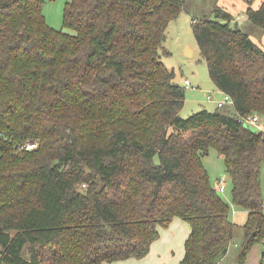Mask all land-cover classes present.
<instances>
[{"label":"trees","instance_id":"trees-1","mask_svg":"<svg viewBox=\"0 0 264 264\" xmlns=\"http://www.w3.org/2000/svg\"><path fill=\"white\" fill-rule=\"evenodd\" d=\"M184 4L69 0V34L46 23L43 0H0V264L140 259L174 217L190 225L178 264H218L235 223L202 162L211 149L247 213L237 263L263 241L264 130L246 119H264V49L220 6L192 19L232 104L182 118L160 50ZM244 14L264 29V0Z\"/></svg>","mask_w":264,"mask_h":264},{"label":"rangeland","instance_id":"rangeland-1","mask_svg":"<svg viewBox=\"0 0 264 264\" xmlns=\"http://www.w3.org/2000/svg\"><path fill=\"white\" fill-rule=\"evenodd\" d=\"M68 1L43 0L42 11L46 23L50 27L74 34L72 29L63 27L64 8ZM261 1L251 0V3H247L245 0H185L184 9L168 23L163 42L164 48L160 50V59L170 70L174 71L175 82L184 87L185 101L179 111L182 118H186L201 109H214V101L220 94L210 79L206 63L200 55L192 32V19L208 18L215 6L223 7L235 18L240 29L245 31L255 43L257 42L264 47V29L255 27L244 14L245 8L249 4L255 8L258 2L260 5ZM184 79L190 81L189 87L184 86ZM208 95L214 96L212 100H207ZM259 125L261 128L251 126L252 130H264V119L259 121ZM202 162L213 186H216L218 178L222 179L224 190L219 192V195L229 205V217L235 223L232 244L220 264H238L237 256L242 242V225L246 220L247 213L232 203L231 182L225 172L223 158L214 149H211L207 155L203 156ZM261 181L264 192V171L261 174ZM263 252L264 239L262 242L253 245L244 264H264Z\"/></svg>","mask_w":264,"mask_h":264},{"label":"crops","instance_id":"crops-1","mask_svg":"<svg viewBox=\"0 0 264 264\" xmlns=\"http://www.w3.org/2000/svg\"><path fill=\"white\" fill-rule=\"evenodd\" d=\"M256 44L264 49L263 45L257 42ZM220 181H222V179L218 178L216 185H218ZM189 232V223L178 217H174L167 227H159V237L151 244L150 250L145 257L140 259L128 258L111 264H178L183 257L184 243ZM262 255H264V252ZM223 260L224 258L218 264Z\"/></svg>","mask_w":264,"mask_h":264},{"label":"built area","instance_id":"built-area-1","mask_svg":"<svg viewBox=\"0 0 264 264\" xmlns=\"http://www.w3.org/2000/svg\"><path fill=\"white\" fill-rule=\"evenodd\" d=\"M183 84L185 87H189L191 85L190 81L188 79H184L183 80ZM214 96L213 95H208L207 96V100H212ZM215 107L216 108H220L223 107L225 105H231L232 104V99L231 97L227 94L224 93L222 91H220V96L218 98L215 99ZM246 122L249 124H252L254 126H257L258 128H261V126L259 125V118L257 116H252V117H248L246 119ZM34 147V144H30L28 143L26 145V149ZM218 190L220 192H222L224 190V184L223 181H220L218 184Z\"/></svg>","mask_w":264,"mask_h":264}]
</instances>
